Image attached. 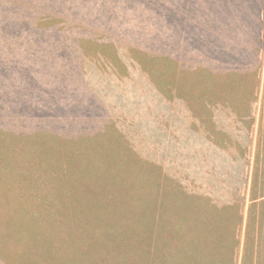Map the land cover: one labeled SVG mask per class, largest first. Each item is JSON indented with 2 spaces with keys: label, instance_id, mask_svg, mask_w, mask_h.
Wrapping results in <instances>:
<instances>
[{
  "label": "trees",
  "instance_id": "obj_1",
  "mask_svg": "<svg viewBox=\"0 0 264 264\" xmlns=\"http://www.w3.org/2000/svg\"><path fill=\"white\" fill-rule=\"evenodd\" d=\"M58 1L14 0L21 19L0 4V121H33L25 131L0 132V264H158L159 258L164 264H237L234 250L246 202L241 264H263L264 225L259 221L253 254L252 218L258 203L264 210V191H257L264 186L261 138L256 139L249 174L244 161L249 165L252 138L230 134V126L214 116L239 110L245 120L247 110L241 103L233 109L230 95L244 84L236 86L235 73H247L253 66L250 73L258 75L259 38L255 50L252 42L247 47L252 57L236 68L226 59L235 49L231 34L225 36L230 33V15L223 17L228 28L219 31L216 50L206 49L198 35H192L191 20L180 16L182 31L177 36L167 29V50L162 53L167 56L163 69H156L149 51L134 45L137 32L131 37L116 32L126 24L125 13L135 1L125 5L111 0L101 9L97 0H61L78 12L101 14L106 24L117 27L105 37L104 50L69 43L68 51L72 47L75 56L59 73L48 58L37 59L25 32L3 26L7 21L42 23L35 10ZM258 7L251 14L252 32L258 26ZM57 10L50 22H57ZM118 34L123 37L119 50L109 45L111 36ZM62 45L55 46V57L66 53ZM85 53L113 67L112 73L124 79L122 88L130 89L115 93L116 109L102 101L104 109L90 115L96 121H76L87 117L77 111L80 102L88 101L89 106L87 99L93 97L80 62ZM186 61L187 68L181 70ZM8 85L14 89L8 90ZM93 89L110 94L97 82ZM144 89L148 94L142 95ZM34 94L43 111L33 110ZM200 103L202 112L197 109ZM7 116L11 120L4 119Z\"/></svg>",
  "mask_w": 264,
  "mask_h": 264
},
{
  "label": "rangeland",
  "instance_id": "obj_2",
  "mask_svg": "<svg viewBox=\"0 0 264 264\" xmlns=\"http://www.w3.org/2000/svg\"><path fill=\"white\" fill-rule=\"evenodd\" d=\"M13 1V4L10 5V2ZM58 1V0H57ZM111 0H97V6L101 9L108 5ZM125 5H128L131 1L133 3L132 11H127L126 24L122 22L120 24V29L116 31L115 25L106 24L105 17L101 14H89L88 12H78L73 5L70 3L61 4V0L53 5L42 10V7H38L34 13L40 14L43 22L42 23H29L20 25L17 23H10L11 25L7 26V22L3 24L5 30L9 28H14V30L23 31L30 38L31 45L37 51V59L43 60L48 58V61H52L54 69L57 72H65L67 67L66 61L74 59L75 54L73 53V48L68 51L69 43H79L81 45H88L92 50H103L106 48L107 42L105 37L112 35L113 32H124L127 37L132 36V32H137L136 36L139 37V41L134 43L138 50L145 47L152 56V61L156 64V69L162 68L165 62V57L167 54H162L167 50V29L174 32L177 36L182 31L179 23L180 16L190 19L189 27L192 30V35H198V41L202 42L206 49L216 50L218 48L219 42V31L222 29H227L228 24L222 23L223 17L230 15V24L229 29L230 33L225 34L228 37L232 38V44L235 49L230 51V56L226 59H229V64L232 66V62L236 68H242V63L246 58H251L252 52L248 54V45L252 42V50H255V45L258 46V41L260 42V53L259 58L261 60V68L256 77L250 73L253 66L248 68V72L239 71L234 78L236 86H239V81L244 80V84L240 88L239 93H234L230 95L231 102L234 101L233 109L236 110L239 107V103L242 104V109L247 110V116L245 120L241 111H232L233 115H227L222 112L215 113V121H224L221 124L227 123L226 126H230L229 133L235 135H247L246 141L251 137L253 142L248 146V156L250 157V163L247 165V160L244 161V169L249 174L252 171V163L254 159V153L256 150V139L260 136L261 138V153H264V0H120ZM71 2V1H70ZM73 3V2H72ZM81 3V1H80ZM0 4L3 6L4 10L9 9L10 13L15 15L17 18L21 19V14L16 13L18 3H14V0H0ZM42 4V3H40ZM259 4V13L256 15L254 20L258 23L257 28L254 32L250 31L251 29V14L257 10V5ZM57 6V22H50L51 16ZM75 9V11H74ZM172 14V15H171ZM173 19V23L170 20ZM1 26V24H0ZM185 27V26H184ZM186 28V27H185ZM187 29V28H186ZM191 35L189 29L186 30ZM158 33L160 36L153 38V34ZM3 34L0 29V35ZM123 35V33H121ZM252 34V35H251ZM251 37H253L251 39ZM249 38L251 39L249 41ZM259 38V40H258ZM123 37L120 34L111 36L109 45L115 49H121L123 45ZM258 40V41H257ZM58 43H62V49L66 51L63 56L55 57L54 48ZM203 48V47H202ZM111 49V48H110ZM230 50V45H228L227 52ZM68 51V52H67ZM95 53L98 51H94ZM66 57V58H65ZM85 57V58H84ZM78 58V57H76ZM81 64H83V69H85L86 80L90 81V86L93 90V97L87 99L90 102L89 106L85 104L88 101L82 100L80 102L79 110L83 112L87 117L83 120L76 121H96L93 116L100 111V108L104 109L105 106L116 109L113 98L116 94L122 95V91H129L128 85H125L124 88V79L122 75L112 73L114 70L111 66H104L99 64L96 58L90 57L88 54L82 55ZM202 60L206 59V53L201 55ZM67 59V60H66ZM54 60V61H53ZM181 61V60H179ZM87 62V63H85ZM184 62V67L181 66V70L186 67ZM231 62V63H230ZM181 63V62H180ZM96 70L93 72V70ZM161 70V69H160ZM118 71V70H117ZM156 72L158 70H155ZM132 73V74H131ZM54 74V73H53ZM129 80L134 79L133 71H130ZM153 75V73H151ZM243 76L241 79L237 77ZM124 77V76H123ZM248 78V79H247ZM253 78V79H252ZM246 80L249 83L246 84ZM95 82L99 83L102 89L105 88L106 92L110 94L99 95L97 91L93 89ZM13 83L14 85L23 86L19 83L7 82V84ZM234 83V84H235ZM233 84V85H234ZM12 85V84H11ZM8 85V90H13L14 86ZM28 87L30 86H23ZM122 88V89H120ZM227 93L225 89L222 91ZM2 94V93H0ZM48 95L43 93L42 97ZM148 94L144 89L142 95ZM32 98V108L35 112L43 111V107L40 103H37V96ZM217 96V95H213ZM3 98V96L0 95ZM47 97V96H45ZM36 98V100H35ZM100 101V102H98ZM102 101H105V106ZM133 101V100H132ZM57 104V103H56ZM98 105V108H96ZM202 104L200 103L197 106V109L202 112ZM3 106V105H2ZM213 107V105L211 106ZM3 109V108H2ZM2 111H5L2 110ZM2 114L0 113V116ZM6 120H11L10 117H4ZM33 121H0V132L1 135H6V131H12L11 129H19L25 131L27 127L31 125ZM78 124V123H77ZM193 124V123H191ZM190 124V125H191ZM74 126V125H73ZM106 126V125H105ZM194 126V125H193ZM10 129V130H9ZM241 130V131H240ZM70 131V130H69ZM9 133V132H8ZM98 183L100 185H105V180L99 179ZM24 185L21 186V188ZM258 192L264 191V186L262 190H257ZM249 196V193L247 197ZM248 198H246V201ZM249 203L246 202L242 206V224L238 227L237 238L238 245L236 246L235 260L237 264H241V261L244 258L246 253L245 249V232H246V220L248 214ZM253 223L255 222V229L253 232V254L256 250L258 239L260 237L259 233V221L261 225H264V210H262V205L257 204L255 210L252 213ZM252 229V228H251ZM250 229V230H251ZM252 233V232H251ZM248 243H251L249 240ZM248 254V252H247ZM146 257V253H145ZM144 257V258H145ZM261 262L264 264V253L261 257ZM147 257L145 258V263ZM158 264H164V259L159 258L156 260Z\"/></svg>",
  "mask_w": 264,
  "mask_h": 264
}]
</instances>
